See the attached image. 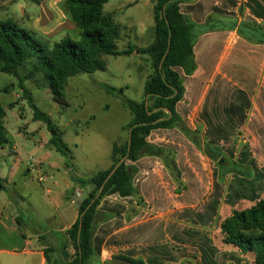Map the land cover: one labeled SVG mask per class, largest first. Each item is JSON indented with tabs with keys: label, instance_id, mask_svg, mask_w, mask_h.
<instances>
[{
	"label": "crops",
	"instance_id": "obj_1",
	"mask_svg": "<svg viewBox=\"0 0 264 264\" xmlns=\"http://www.w3.org/2000/svg\"><path fill=\"white\" fill-rule=\"evenodd\" d=\"M143 1L154 6L151 0H132L130 4L121 7L120 13L134 10V7ZM65 2L66 0H0V21L14 20L23 29L37 33L52 42H61L66 37L78 38L81 33L80 29L66 11ZM248 4L254 8L264 9V0H187L181 5L186 18L197 25L198 37L194 46L196 70L191 76L183 75L185 94L177 104L176 111L186 127L195 132L200 141V147H197L193 140L178 128L158 129L152 131L151 134L155 131H163L167 134H169L168 132H179L200 150L214 151V148L223 143L225 138L232 136V131L238 129L242 133L241 141L245 144L243 146L245 151L241 152L242 161L247 163L248 158H256L264 167V18L255 16L250 11ZM105 6L104 12L111 14L105 11ZM111 15L113 16V14ZM129 19L117 23L114 18L123 31L120 42L117 43L118 51H124L128 49L129 45L132 46L130 38L132 26L128 24ZM152 31L151 35L142 34L140 37L142 42L137 37V48H146L153 44L155 23ZM125 38L127 41L123 44ZM146 39L150 42L143 44ZM107 57L104 59L107 63L106 71H108L109 60ZM125 57L138 58L139 53L135 51L129 56L112 58ZM145 59L150 61L151 67V60ZM106 71L96 72L94 75L100 80ZM137 72L139 88L143 89L153 71L145 75L143 82H141L142 72L139 66H137ZM100 82L108 86L104 80H100ZM114 89L118 90V88ZM119 91L124 93L123 88H120ZM19 135L28 139L27 131L19 132ZM10 140L11 145L6 146L9 150L7 156L12 158L13 163L9 162L10 167L6 176H3L0 171L2 179L0 194L9 192L12 185L17 189L21 183V186L29 191L27 194L29 196L31 190L38 191L40 186L45 192L44 195L42 193L37 195L38 202L41 204H33L31 207L35 212L42 211L48 216L44 215L43 222H41L30 217L28 213L26 214L24 212L26 201L22 198L23 196L20 199L24 205H20L10 197L5 199L0 197V264H46L45 246L40 243L45 230L34 232L35 229H32L31 226L46 227L48 228L47 233L59 235L65 234L71 229L79 218V208L74 201L69 203L67 197L76 188V181L70 176L73 172L72 169L63 161H51L53 154L51 155L50 151L54 149L46 147L47 142L35 147L32 151L31 157L35 156L37 161L42 162V168L38 170V174L33 175L20 158L21 153L16 141L11 138ZM153 145L170 149L165 144ZM151 158L145 157L138 161L137 164L142 165L138 167L139 173L147 174L145 167L150 163L148 160ZM63 165L66 170L64 175L71 180L66 181L64 189L60 185L62 177H64L61 175ZM150 166L153 169V163ZM180 168L179 166V170H181ZM20 172L24 173V177L19 180L18 184L15 179ZM41 175L44 176L42 181L33 179V176ZM47 183H52V187H45L44 185ZM212 183L208 182L212 189L208 188L207 196L214 194L216 186L214 181ZM214 202L210 207L217 208L216 215L220 214L222 209L227 211L229 209V212L232 213L238 207V203L235 204L230 197L220 201L216 199ZM136 204V198H122L118 195L105 197L100 202L97 208L99 215L94 238L101 263L109 262L117 256L142 259L147 264H162V258L168 257L169 260L174 258L172 253L175 249L171 244V247H168L167 255L165 253L156 254L155 248L156 245H161V240L164 238L167 242L173 243L172 237L167 234L172 230L169 223H175L177 220L172 216H176L178 212V214L183 213L184 210H187L186 207L181 205L177 207L178 205L174 203L177 209L167 210L166 213H160L150 208L147 211L152 212L155 216L152 215L153 217L151 216L152 218L146 221L133 223L137 218L136 212H133L137 207ZM41 205L43 208L49 209L45 211ZM157 218L165 220L162 229L153 223ZM198 223L197 219L194 225L185 224L182 221L178 224H185L194 230L203 229ZM23 224L30 227L23 228ZM159 229L163 232L160 242L153 241L149 237L145 242L139 240L140 232L148 236ZM200 249L203 258V245ZM206 250L209 252L213 249ZM237 254L240 258L245 257L243 253L242 255ZM202 258L196 263L203 264Z\"/></svg>",
	"mask_w": 264,
	"mask_h": 264
},
{
	"label": "rangeland",
	"instance_id": "obj_2",
	"mask_svg": "<svg viewBox=\"0 0 264 264\" xmlns=\"http://www.w3.org/2000/svg\"><path fill=\"white\" fill-rule=\"evenodd\" d=\"M131 2L132 0H110L105 6V11L113 14L117 23H122L130 18L128 22L132 26L130 38L132 46L136 47L138 44L137 37L142 42L140 37H142L143 33L151 35L153 32L154 6L143 1L140 5L134 7V10L120 13L121 7ZM126 41L125 38L123 44ZM143 42V44H148L150 41L146 39ZM144 57L148 59L147 56H140V54L138 58L107 57L109 59L108 71L101 76L100 80L107 82L108 86L101 83L95 75H79L68 80L60 97L58 96L57 98H55L53 90L44 81L39 80L38 83L33 80L25 81L24 85L32 96L33 104L42 112L48 114L55 124L60 126L65 132L64 140L69 145L73 157L70 161V168L73 171L70 176L74 181L77 180L75 182L76 188L68 194L69 203L74 201L78 206L92 192V186L88 183L91 177L113 166V144L125 145L128 141L129 131L127 126L131 122L132 116L124 107L122 99L125 97L141 102L144 95V87L143 89L139 88L137 66L140 67L142 72L141 82H143L147 73L150 74L153 71L152 63L150 67V61ZM116 63H120L117 64L120 67ZM27 72L28 68H23L21 70L22 76H25ZM106 86L110 90L105 88ZM113 87L118 88V90L112 91ZM120 88L124 89L123 94L119 91ZM6 89L7 93L4 92ZM0 90L3 91L0 103L6 111V118L3 123L9 133V137L16 141L18 145L21 153L20 158L26 163L27 168L28 165L42 164V162L37 161L35 156H31L35 147H39V145L41 146L46 142V147H49L48 143L51 135L47 126L41 121L33 120L34 110L29 100L25 98L15 77L0 74ZM18 131H27L28 139L22 138ZM168 133L155 131L147 138V141L151 144L168 145L170 149L175 151L174 160H176L178 168L179 166L181 167V178L177 181L166 170L159 159L151 158L148 160L150 163L146 164L145 167L147 174L138 172L134 179L140 195L136 198L137 207L133 212H136L135 216L137 218L133 223L146 221L155 216L152 212L147 211L150 208L160 213H166L167 210L173 211L181 205L186 207L187 210H184L181 214L176 212L177 215L172 217L177 221L169 223L172 230H167V234L172 237L171 241L173 243L167 242L166 238L160 239L163 236V232L160 229L165 223V220L161 218H157L153 222L160 229L148 236L140 232L139 240L145 242L147 237L153 241L157 240V242L161 240V245H156V254H166L168 247H171L170 244L172 245L173 249H175L172 253L174 258H170L171 260L168 257L162 258V264H197L199 259L202 258L200 249L202 245L205 250L213 249L216 251L214 256H212L206 250L208 257L213 259V264H255L254 257L251 254L243 253L245 257L240 258L237 253L242 255V252L225 242L226 234L222 228L232 215L229 209L228 211L222 209L220 214L216 215L215 211L217 208L213 209L210 207V205H213L212 203H215L216 199L220 201L223 198L228 199L230 197L235 204L238 203L236 210L245 211L254 207L260 199L264 200V177L256 174V171L264 174V167L256 158H248L247 163L242 161L241 152L245 151V147H243L245 144L241 141L242 133L236 129L231 132L232 136L225 138L223 143L217 145L214 148L215 153L212 154L214 160L209 158L205 151L200 150L185 136H182L181 133ZM8 152L7 147L4 149L0 148V171L3 176L7 175L10 164L13 163L12 158L7 156ZM50 154H53L52 162H59L60 160L67 165L68 158L55 149L50 151ZM124 161H126L125 158L120 159L119 163L121 164ZM119 163L116 165L117 168L120 165ZM152 163L154 165L153 169L150 166ZM137 165L138 167L142 166L141 164ZM162 166L163 168H161ZM65 171L63 165L61 167V175L64 177H62L60 183L62 189L65 188L66 181H71L69 177L64 175ZM23 177V172L18 173L15 182L19 184V180ZM33 179L40 181L37 176H33ZM79 180L86 183H77ZM213 181L216 186L214 194L213 196H207L208 188L212 189L208 182L213 184ZM18 186L15 189L12 185L9 192H2L0 194L1 199L10 197L13 201L15 199L20 205H24L20 199L23 196L22 198L26 201L24 212L28 213L30 217L43 222L44 215L48 216V214L46 215L42 211L35 212L31 205L39 203L37 195H41V193L44 195V190L39 186L40 191L33 189L31 190V195L28 196L29 191L25 190L21 183ZM44 186L52 187V183H47ZM174 203L178 206L176 207ZM41 206L43 208V205ZM43 209L47 211L49 208ZM195 218L198 219V224L203 229L194 230V228L191 229L188 228L189 226H185L187 223L194 225L197 220ZM181 221L185 224H178ZM29 227L27 224H23V228ZM31 228L35 229L34 232L41 229L45 230L40 243L45 248L49 247L53 250L51 253L52 264L74 259L76 256L75 243L73 241H64L63 239L67 235L61 234L63 239H59V234L56 236L47 233L48 228L46 227L42 228L32 225ZM65 243H67V249L63 250ZM64 252H66V256H64ZM202 262L205 264L203 258ZM117 263L119 262L114 257L109 262L101 263L97 258L91 262V264Z\"/></svg>",
	"mask_w": 264,
	"mask_h": 264
},
{
	"label": "trees",
	"instance_id": "obj_3",
	"mask_svg": "<svg viewBox=\"0 0 264 264\" xmlns=\"http://www.w3.org/2000/svg\"><path fill=\"white\" fill-rule=\"evenodd\" d=\"M109 1L66 0V11L81 33L78 38L66 37L61 42H52L37 33L27 31L14 20L0 21V74L10 75L18 80L20 89L34 110L33 120L45 123L51 135L49 147L68 158L69 167L73 157L69 145L64 140L65 132L48 114L33 104L32 96L24 85L25 81H44L57 98L69 79L106 71L107 63L104 59L107 56H129L136 51L147 56L152 63L153 74L145 84L144 99L141 102L125 97L122 99L124 107L132 116L127 126L128 141L125 145L113 144V166L91 177L88 183L92 186V192L78 205L77 222L65 233L66 238L59 236V239L75 243L76 256L72 261L58 264H91L93 259H99L94 238L99 215L97 208L105 197L111 195H119L122 198L139 197L140 191L134 183L139 172V160L145 157L157 158L177 181L180 180L181 172L174 160L175 151L150 144L147 138L152 131L178 128L200 147L195 132L186 127L176 111L177 104L185 94L183 75L191 76L196 70L194 46L198 29L197 25L183 14L181 5L186 0H151L154 4L155 23L153 44L146 48L129 45L124 51H118L117 48L122 27L115 22L111 14L104 12V6ZM248 7L255 16L264 18V9L254 8L251 4H248ZM23 68H28L25 76L21 74ZM105 88L109 89L107 86ZM2 92L0 90V97ZM4 92L7 93V89ZM5 118L6 111L0 103V148L11 145L3 123ZM205 153L214 160V151L205 150ZM123 158L126 161L115 170V166ZM256 172L258 176L264 177V174ZM77 183L86 182L79 180ZM222 229L228 245L244 254H251L255 264H264L263 199L249 210H234ZM66 245L67 243L63 250L67 249ZM203 251L204 263L213 264V259L208 257L207 251ZM52 252L49 247L44 249L46 264H52ZM209 252L214 256L216 251ZM114 259L119 262L117 264H147L142 259L125 256H117Z\"/></svg>",
	"mask_w": 264,
	"mask_h": 264
},
{
	"label": "built area",
	"instance_id": "obj_4",
	"mask_svg": "<svg viewBox=\"0 0 264 264\" xmlns=\"http://www.w3.org/2000/svg\"><path fill=\"white\" fill-rule=\"evenodd\" d=\"M42 168V164L38 163L36 165H28V171L33 174V175H37L38 173V170ZM40 181H42L44 179V176L41 175V176H37Z\"/></svg>",
	"mask_w": 264,
	"mask_h": 264
},
{
	"label": "water",
	"instance_id": "obj_5",
	"mask_svg": "<svg viewBox=\"0 0 264 264\" xmlns=\"http://www.w3.org/2000/svg\"><path fill=\"white\" fill-rule=\"evenodd\" d=\"M119 164H120V163H119ZM118 166H119V165H118ZM116 168H117V166H116ZM116 168H115V169H116ZM113 172H114V171H113Z\"/></svg>",
	"mask_w": 264,
	"mask_h": 264
}]
</instances>
